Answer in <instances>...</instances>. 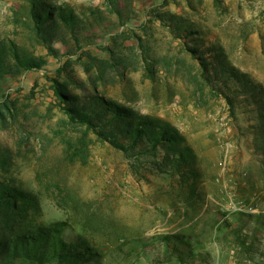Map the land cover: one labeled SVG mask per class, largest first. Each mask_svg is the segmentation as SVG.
Instances as JSON below:
<instances>
[{"label": "rangeland", "instance_id": "rangeland-1", "mask_svg": "<svg viewBox=\"0 0 264 264\" xmlns=\"http://www.w3.org/2000/svg\"><path fill=\"white\" fill-rule=\"evenodd\" d=\"M59 1L103 10L107 24L93 29L99 44L75 51L59 42L54 46L62 53L74 52L57 57L36 41L26 0H0V38L49 62L4 87L16 106L12 114L4 110L5 120L0 115V178L38 194L36 222L70 220L68 239L84 234L101 264H182L161 241L165 234H183L193 246L200 240L197 252L220 244L221 264H259L221 221L264 242V96L222 76V90L237 102L233 112L187 50L195 42L175 36L151 13L183 15L199 30L190 38L199 39L206 56L219 46L212 55L220 53L264 88V0H116L135 11L126 25L111 0ZM55 77L75 79L70 86L79 95L104 96L180 129L200 176L156 171L167 153L163 146L156 153L126 152L70 123L52 89ZM4 100L0 92L1 108ZM80 138L89 141L86 161L68 148Z\"/></svg>", "mask_w": 264, "mask_h": 264}, {"label": "trees", "instance_id": "trees-1", "mask_svg": "<svg viewBox=\"0 0 264 264\" xmlns=\"http://www.w3.org/2000/svg\"><path fill=\"white\" fill-rule=\"evenodd\" d=\"M167 1L164 0L165 3ZM26 2L36 41L57 57L66 56L74 50L70 48L68 52L62 53L54 46L56 43L72 44L75 51H78L87 45L97 43V34L93 29L98 24H107V17L99 7L75 8L72 4L59 0ZM109 7L118 16L122 25H126L131 16L135 15L133 9L128 11L116 0L109 1ZM151 14L158 18L163 26L169 27L175 36L195 42L193 45L187 44V50L201 61L205 81L226 95L233 112L237 102L222 90L220 85L224 76L227 80L238 81L264 96V88L253 82L249 74L229 66L220 53L211 54L219 50V46L207 48L210 56H206L208 54L202 49L199 39L190 38L199 30L193 28L194 23H189L183 15L158 10ZM91 31L93 33L90 34ZM48 63L46 57L35 54L16 41L0 38V92L5 97L3 107H0V115L4 120L7 115L4 110L12 114L16 106L4 87L9 88V83L13 80L19 81L18 78L23 74L45 69ZM58 71L62 72L63 69L59 68ZM52 80V89L58 106L73 125L86 127L88 132L95 133L100 140L108 141L126 152L139 155L156 153L158 148L163 146L167 153L161 163L155 165L156 171L166 174L178 173L188 178L200 176L199 170L192 166L196 161L195 152L177 127L104 96L98 94L82 96L72 92L70 85L75 79L60 80L55 77ZM18 89H21L20 86ZM68 143V148H73L72 156L81 157L86 161L89 141L80 138L76 143L70 141ZM32 211L36 214L41 212L38 194L31 188L0 178V264H101L98 262V250L84 234L68 239L66 231L71 226L70 220L36 222L31 217ZM223 221L225 225L234 228L243 253L262 264V260L256 258L264 260L262 238L252 231H246L242 226L233 227L226 219L221 222ZM161 241L182 264H209L210 252L196 250V245L201 243L200 240L193 246L189 238L183 234H165Z\"/></svg>", "mask_w": 264, "mask_h": 264}, {"label": "clouds", "instance_id": "clouds-1", "mask_svg": "<svg viewBox=\"0 0 264 264\" xmlns=\"http://www.w3.org/2000/svg\"><path fill=\"white\" fill-rule=\"evenodd\" d=\"M209 264H221V258L223 256L222 246L218 243L213 242L209 246ZM228 264H234V261L229 260Z\"/></svg>", "mask_w": 264, "mask_h": 264}, {"label": "crops", "instance_id": "crops-1", "mask_svg": "<svg viewBox=\"0 0 264 264\" xmlns=\"http://www.w3.org/2000/svg\"><path fill=\"white\" fill-rule=\"evenodd\" d=\"M234 264H250V263L247 261H244V262H234Z\"/></svg>", "mask_w": 264, "mask_h": 264}]
</instances>
